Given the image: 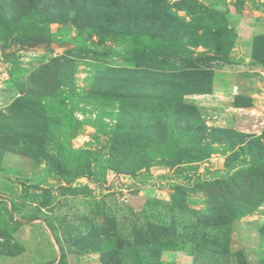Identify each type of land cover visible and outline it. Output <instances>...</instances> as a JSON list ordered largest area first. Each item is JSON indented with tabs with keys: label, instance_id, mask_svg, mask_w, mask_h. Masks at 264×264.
<instances>
[{
	"label": "rangeland",
	"instance_id": "obj_1",
	"mask_svg": "<svg viewBox=\"0 0 264 264\" xmlns=\"http://www.w3.org/2000/svg\"><path fill=\"white\" fill-rule=\"evenodd\" d=\"M200 1L205 19L180 12L198 45L160 53L78 30L72 12L31 46L1 3L0 264H264V176L248 170L264 159V0ZM177 58L211 90L165 121Z\"/></svg>",
	"mask_w": 264,
	"mask_h": 264
},
{
	"label": "trees",
	"instance_id": "obj_2",
	"mask_svg": "<svg viewBox=\"0 0 264 264\" xmlns=\"http://www.w3.org/2000/svg\"><path fill=\"white\" fill-rule=\"evenodd\" d=\"M16 2L21 10V20L27 23V39L25 43L31 46H38L51 42L52 32L49 25L53 22L64 20L72 12L75 17L74 24L79 30L87 27L94 29L99 34L110 35H132L141 34L145 37L144 44L141 46L146 49L169 51L173 47L184 49V41H189V45H198L195 41L196 35L188 32L187 28L190 21L180 15L185 12L191 21L205 19L204 14L209 10L200 0H9ZM7 0H0V37L3 29L6 30L5 23L10 26L8 15L5 14L1 3ZM207 18V17H206ZM144 19V23L141 21ZM148 38V40H147ZM161 40L164 44L156 43ZM19 41V40H18ZM20 41L24 43L23 39ZM20 42V43H21ZM155 56H157L155 54ZM170 58L171 55H164ZM172 60L168 61L169 63ZM180 66L163 71L161 82H171L170 78L180 81L179 90L182 96L186 93H204L211 90L206 88L210 82L206 72L202 71L201 64L198 60L188 61L184 58H177ZM134 72V71H133ZM133 82H137L136 76L133 75ZM157 74H152L149 82H159ZM189 82V83H187ZM159 85V83H158ZM189 85L193 87L189 90ZM158 112L162 114L165 121H170L173 112L181 114L186 107L183 100L178 103L167 101L165 98L160 99ZM156 115V114H154ZM157 116V115H156ZM124 128L125 127H120ZM119 131V130H118ZM123 133V132H122ZM121 133V134H122ZM262 139V140H261ZM259 148L264 149V136L257 139ZM252 149V144L250 150ZM259 157V156H258ZM257 155L253 154V159L249 163L248 170L252 174L264 176V159L256 161ZM77 172L74 178H77ZM218 184L217 182L205 183L208 187ZM185 187L178 188V191L184 193ZM119 246V240H116ZM127 243V242H126ZM155 240L144 241L142 244L150 246ZM128 246L134 248L136 243H129ZM135 253V251H134Z\"/></svg>",
	"mask_w": 264,
	"mask_h": 264
}]
</instances>
